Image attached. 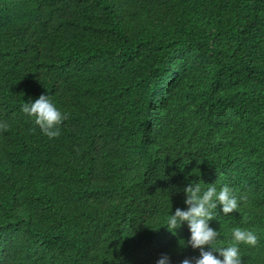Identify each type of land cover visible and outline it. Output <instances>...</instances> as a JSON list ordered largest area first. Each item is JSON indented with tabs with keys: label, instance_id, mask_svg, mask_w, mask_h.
Segmentation results:
<instances>
[{
	"label": "trees",
	"instance_id": "16d2710c",
	"mask_svg": "<svg viewBox=\"0 0 264 264\" xmlns=\"http://www.w3.org/2000/svg\"><path fill=\"white\" fill-rule=\"evenodd\" d=\"M0 120V264L198 257L165 226L193 180L244 197L210 225L264 264V0H0Z\"/></svg>",
	"mask_w": 264,
	"mask_h": 264
},
{
	"label": "clouds",
	"instance_id": "9594fccd",
	"mask_svg": "<svg viewBox=\"0 0 264 264\" xmlns=\"http://www.w3.org/2000/svg\"><path fill=\"white\" fill-rule=\"evenodd\" d=\"M21 111L34 117L35 123L48 138L60 135L59 125L66 119V115L49 95L41 94L35 99L29 97L21 105ZM8 127L6 120H0V130ZM207 185L204 187L199 181H190L183 188L186 207H177L167 217L165 226L173 233L186 223L190 236L183 245L200 250L198 257L184 258L180 264H243L239 245L257 244V234L251 229L236 226L231 229L232 242L227 246H220L217 241L221 233L210 225V221L217 216L218 205L219 211L227 215L239 208L244 197L238 198L229 184H223L219 188L216 183ZM205 246H208L207 249ZM155 264H172V261L167 253H162Z\"/></svg>",
	"mask_w": 264,
	"mask_h": 264
}]
</instances>
